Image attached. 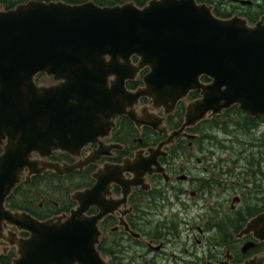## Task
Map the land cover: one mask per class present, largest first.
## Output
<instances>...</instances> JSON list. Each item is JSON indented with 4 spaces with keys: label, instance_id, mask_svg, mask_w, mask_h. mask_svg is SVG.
<instances>
[{
    "label": "water",
    "instance_id": "1",
    "mask_svg": "<svg viewBox=\"0 0 264 264\" xmlns=\"http://www.w3.org/2000/svg\"><path fill=\"white\" fill-rule=\"evenodd\" d=\"M147 68L143 87L127 90L126 84ZM39 74L55 84L37 85ZM204 77L211 82L203 83ZM194 91L201 97L188 104L184 128L234 106L253 118L264 115L263 22L217 19L194 0L152 1L144 9L31 3L0 11V221L31 233V239L21 241L14 264H63V258L101 264L96 247L102 215L84 218L90 204L102 205L100 175L92 190L73 197L80 206L65 224L4 210L26 169L41 172L33 154L78 156L108 136L119 116L136 122L128 109L141 99L170 113ZM160 122L145 124L156 128ZM78 167L61 171L44 165L41 170L64 175ZM251 232L264 241V215L253 219L243 234Z\"/></svg>",
    "mask_w": 264,
    "mask_h": 264
},
{
    "label": "flooded vegetation",
    "instance_id": "2",
    "mask_svg": "<svg viewBox=\"0 0 264 264\" xmlns=\"http://www.w3.org/2000/svg\"><path fill=\"white\" fill-rule=\"evenodd\" d=\"M152 1L160 0H0V10L8 12L30 3L144 9ZM194 1L221 20L241 18L264 24V0ZM132 61L137 64L139 59ZM149 71L144 69L141 75ZM139 80L128 82L127 90L143 87ZM199 98L200 91L191 92L170 113L165 106L155 107L153 100L141 99L128 109L136 122L119 116L110 134L87 145L80 155L35 154L32 161L41 172L32 174L26 169L4 210L42 223L65 224L80 206L73 197L92 190L95 176L100 175L102 205L90 204L84 218L102 215L96 247L101 264H264V241L253 232L243 234L253 219L264 215V171L259 174L253 168L254 178L249 166L238 173L228 162L216 160V118L184 128L187 106ZM154 119L161 120L156 128L145 124ZM44 165L58 166L61 171L65 166L79 167L59 175L54 169L41 170ZM58 187L59 193L51 189ZM29 239L27 230L1 220L0 264H14L20 257L21 241ZM249 245L254 246L247 249ZM62 260L67 261L63 264H84Z\"/></svg>",
    "mask_w": 264,
    "mask_h": 264
},
{
    "label": "rangeland",
    "instance_id": "3",
    "mask_svg": "<svg viewBox=\"0 0 264 264\" xmlns=\"http://www.w3.org/2000/svg\"><path fill=\"white\" fill-rule=\"evenodd\" d=\"M219 123L226 125V129L218 128L219 131L215 132L217 136L213 142L217 161L228 162L240 173L245 165L249 166V160H254L253 157L257 159L261 154L264 155V121L257 122L254 126H246L244 117L231 114L229 117L221 119ZM194 155H199V158L203 157L202 153H194ZM175 160L179 161L180 159L176 158ZM190 160L194 161V159ZM233 163L237 165H233ZM235 182L238 183L237 180ZM254 185L256 186V183ZM51 189L58 193L61 191L60 187L58 190ZM69 193L70 191L66 193V196Z\"/></svg>",
    "mask_w": 264,
    "mask_h": 264
},
{
    "label": "trees",
    "instance_id": "4",
    "mask_svg": "<svg viewBox=\"0 0 264 264\" xmlns=\"http://www.w3.org/2000/svg\"><path fill=\"white\" fill-rule=\"evenodd\" d=\"M43 78H45L44 77V75H39L38 77H37V81L38 82H40V81H43ZM231 114H234V115H237V116H241L242 117V115L241 114H243V113H240L238 110H237V108H234V109H232L231 111H229V112H227L226 113V117H229ZM225 117V116H224ZM245 118V121H246V126H248V125H251V126H254V125H256L257 124V120H259V121H264V116H262V117H260L259 119H256V120H254V119H251L250 117H248L247 115L244 117ZM217 120L215 121V123H214V125L215 126H217L218 128H222V129H226V125H222L221 123H219V118H216ZM1 148H0V154H1ZM251 157V156H250ZM253 159L254 160H249L248 161V164H249V169H250V171H249V173H252V177H254L255 178V176H254V172H253V168H258V173L259 174H261V173H263V171H264V155L263 154H261V156L259 157V158H255V157H253ZM256 164V165H255ZM259 180V179H258Z\"/></svg>",
    "mask_w": 264,
    "mask_h": 264
},
{
    "label": "bare ground",
    "instance_id": "5",
    "mask_svg": "<svg viewBox=\"0 0 264 264\" xmlns=\"http://www.w3.org/2000/svg\"><path fill=\"white\" fill-rule=\"evenodd\" d=\"M183 184V183H182ZM142 257V256H141Z\"/></svg>",
    "mask_w": 264,
    "mask_h": 264
}]
</instances>
